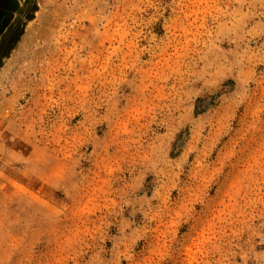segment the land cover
Returning <instances> with one entry per match:
<instances>
[{"label":"rangeland","instance_id":"obj_1","mask_svg":"<svg viewBox=\"0 0 264 264\" xmlns=\"http://www.w3.org/2000/svg\"><path fill=\"white\" fill-rule=\"evenodd\" d=\"M0 2V264H264V0Z\"/></svg>","mask_w":264,"mask_h":264},{"label":"flooded vegetation","instance_id":"obj_2","mask_svg":"<svg viewBox=\"0 0 264 264\" xmlns=\"http://www.w3.org/2000/svg\"><path fill=\"white\" fill-rule=\"evenodd\" d=\"M0 9L4 10L2 3L0 2Z\"/></svg>","mask_w":264,"mask_h":264}]
</instances>
